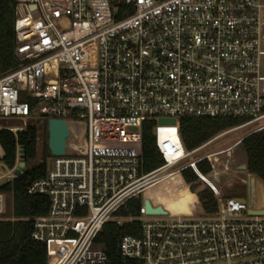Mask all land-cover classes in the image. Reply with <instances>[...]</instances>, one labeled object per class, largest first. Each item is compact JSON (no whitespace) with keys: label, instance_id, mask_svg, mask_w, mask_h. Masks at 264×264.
<instances>
[{"label":"built area","instance_id":"obj_1","mask_svg":"<svg viewBox=\"0 0 264 264\" xmlns=\"http://www.w3.org/2000/svg\"><path fill=\"white\" fill-rule=\"evenodd\" d=\"M13 34L18 66L0 75V120L22 126L0 131L34 127L38 147L44 121L74 125L65 154L26 191L48 199L31 239L67 245L55 264H106L96 237L109 221H125L114 215L129 200L210 160L171 170L221 137L264 130V0H14ZM185 117L244 122L186 152ZM144 122L156 125L164 164L141 175ZM16 165L9 171L0 162V181ZM215 198L216 212L198 218L143 220L142 206L139 236L122 238L120 255L140 264H264V220L250 218L240 200Z\"/></svg>","mask_w":264,"mask_h":264},{"label":"trees","instance_id":"obj_2","mask_svg":"<svg viewBox=\"0 0 264 264\" xmlns=\"http://www.w3.org/2000/svg\"><path fill=\"white\" fill-rule=\"evenodd\" d=\"M13 8L14 0L0 1V75L13 69L18 64L13 57ZM244 122L240 118H181L179 134L187 152H191L208 142L216 135L240 126ZM43 134L47 138L46 122ZM154 122H144L141 126L140 174H149L163 166L155 145ZM36 129L27 127L24 131L13 135L8 131H0V146L4 153L0 162L11 171L17 160L24 163V174L8 180L0 181V195L5 198V210L9 217H0V264H48V247L31 239L33 220L45 216L48 199L44 196L27 194L28 187L35 181L45 177L48 168L45 159L34 164L37 154ZM240 149L246 158V172L264 182V130L248 134L240 143ZM22 151L19 155L18 152ZM47 155L50 153L47 151ZM212 172L211 159H203L194 164L192 169L182 171V180L190 186V191L183 186L171 191L168 184H180L177 175L154 185L145 191V203L151 211L154 209L149 197L155 204L169 213L188 216L194 204L199 216L211 215L217 210L216 198L208 186L193 193L200 177ZM141 196L129 200L119 209L114 217L125 220L117 225L115 220L106 223L95 240V246L106 256V264H140L123 258L119 252V244L125 236L138 237L140 233ZM6 213V212H5ZM131 219V221H127Z\"/></svg>","mask_w":264,"mask_h":264},{"label":"rangeland","instance_id":"obj_3","mask_svg":"<svg viewBox=\"0 0 264 264\" xmlns=\"http://www.w3.org/2000/svg\"><path fill=\"white\" fill-rule=\"evenodd\" d=\"M39 118L36 119H30L25 121V123H34L38 122ZM46 122V121H45ZM264 124V123H262ZM0 125H6V126H22V123L19 121H14V120H9V121H1L0 120ZM44 123L41 126L40 131L43 132L44 129ZM255 129V126H249L245 128H241L239 130H236L232 133H229L223 137H221L219 140L216 142L210 144L209 146H206L191 155L187 156L182 160L178 165L173 167L171 170H178L182 167H185L207 155H210L213 151L216 149L223 147V146H229L233 142H235L240 136L244 135L245 133H250ZM46 130H47V124H46ZM184 146H183V151H184ZM47 138L45 135L42 133L41 134V143L37 147V154H36V159L34 161V164L40 163L41 160L45 159L48 165V168L51 165V162L53 160V157L50 155H47ZM186 151V150H185ZM49 152V151H48ZM187 152V151H186ZM188 169H192L188 168ZM168 172H178V171H167ZM6 170L0 168V176L5 174ZM182 171H179L176 173L177 177L180 179V184H175L171 185V183L168 184V188L173 191V189H179L180 187H187L188 190L190 191V186H187L184 184L182 180ZM244 173L238 172V171H212L209 175L205 177H200L199 182L197 183L196 186H193L194 189L192 192L195 194L198 191L204 189L205 185L209 186L208 182L213 184V188H210V190L218 195L221 194L220 196L224 195V197H230V196H238L242 195V197L238 198L241 202L245 203L247 207V211H253L256 213L255 215L250 214V218H259L261 220H264V188L261 187H256L248 182H246V179H244ZM240 181V182H239ZM262 182V181H261ZM264 183V182H262ZM216 184V185H214ZM191 192V191H190ZM213 193V194H214ZM149 200L151 201V205L154 208L153 211L160 209L161 214H146L145 210V216L146 218H143V220H153V218L157 217H167V216H183V215H177L173 213H169V211H165L163 207H160L158 204H155L153 202V199L149 197ZM141 203L142 206L145 203V192L144 194L141 195ZM144 207V206H143ZM197 206L194 204V207L192 208L191 214L186 216V217H191L198 218L199 213L196 210ZM5 217L10 216V211L8 209L5 210ZM67 245L63 243L59 244H54V245H49L48 251H49V258L48 262L49 264H55V261L60 260L64 253L66 252Z\"/></svg>","mask_w":264,"mask_h":264},{"label":"crops","instance_id":"obj_4","mask_svg":"<svg viewBox=\"0 0 264 264\" xmlns=\"http://www.w3.org/2000/svg\"><path fill=\"white\" fill-rule=\"evenodd\" d=\"M250 133L247 132L244 135L240 136L229 146H223L213 151L211 153L213 155L211 157L212 171H238L244 173V179H246V182H248L249 184L264 188V183H262L260 179H258L256 176L247 174L246 158L243 151L240 149L241 141ZM208 184L209 188H213L212 183L208 182ZM214 195L216 196L215 193ZM218 195L220 196L221 194ZM221 197H224V195H222ZM240 197H242L241 194L235 197L230 196L229 198H235L238 200V198ZM248 214L255 215L256 213H254L253 211H248Z\"/></svg>","mask_w":264,"mask_h":264},{"label":"water","instance_id":"obj_5","mask_svg":"<svg viewBox=\"0 0 264 264\" xmlns=\"http://www.w3.org/2000/svg\"><path fill=\"white\" fill-rule=\"evenodd\" d=\"M160 125H173V120H160ZM73 123L70 121L49 119L47 121V149L53 158L62 157L65 154V147L73 132ZM135 131V128L131 129ZM22 151H19L20 155ZM24 163L18 162L13 171V178L24 174ZM144 210L146 214H161V210L157 209L151 211L147 203H144Z\"/></svg>","mask_w":264,"mask_h":264},{"label":"bare ground","instance_id":"obj_6","mask_svg":"<svg viewBox=\"0 0 264 264\" xmlns=\"http://www.w3.org/2000/svg\"><path fill=\"white\" fill-rule=\"evenodd\" d=\"M174 175H175V174H174ZM171 177H172V176H171ZM168 178H170V177H168ZM168 178H165V179H163L162 181H164V180H166V179H168ZM162 181H161V182H162ZM152 187H153V186H152Z\"/></svg>","mask_w":264,"mask_h":264}]
</instances>
